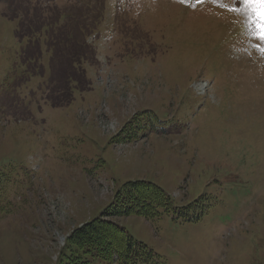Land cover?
<instances>
[{
	"label": "rangeland",
	"instance_id": "374dc122",
	"mask_svg": "<svg viewBox=\"0 0 264 264\" xmlns=\"http://www.w3.org/2000/svg\"><path fill=\"white\" fill-rule=\"evenodd\" d=\"M82 2L99 18L96 60L74 93L78 73L59 74L68 56L54 63L46 36L38 75L9 86L21 52L9 19L77 22L80 0H0V264H62L70 232L134 181L172 199L113 219L151 252L136 264H264V40L243 0Z\"/></svg>",
	"mask_w": 264,
	"mask_h": 264
},
{
	"label": "trees",
	"instance_id": "16d2710c",
	"mask_svg": "<svg viewBox=\"0 0 264 264\" xmlns=\"http://www.w3.org/2000/svg\"><path fill=\"white\" fill-rule=\"evenodd\" d=\"M13 2L16 3L17 0H13ZM74 7L68 10L77 19V22L66 12L58 13L54 19L47 21L43 17H34L29 21L24 16L14 15L12 17L19 18L14 36L21 46L25 44L19 64L22 63L27 73L34 74L37 71L36 67L41 60L39 44L42 37L46 36L45 43L52 46L54 51L52 58L54 63H56L60 51L68 56L65 59V64L69 69L62 61L57 62L59 74L63 71L66 74L67 82H70L72 78L70 72L73 73V76L78 73V79H86L82 63L90 59L93 60L94 56L84 44L86 35L91 33L87 25L91 19L85 15L96 14L92 13L88 9L89 4H84L82 0H80V5ZM26 18H30V16ZM69 19L75 23L74 25L76 23L77 25L71 27L68 23ZM98 20L99 18H96L92 21L96 24ZM77 65L81 67L77 68ZM156 201L168 203L170 199L156 186L146 181L130 182L123 185L117 192L114 203L106 207L99 218L91 220L82 228L73 230L69 237V249L73 248L72 253L67 256V260H63L61 263L88 264L87 257L90 255L110 263L117 259L120 264H134L136 257L142 254L152 257L146 246L134 241L126 230L113 222L111 218L130 214L148 216L153 213L155 215L154 203Z\"/></svg>",
	"mask_w": 264,
	"mask_h": 264
},
{
	"label": "snow or ice",
	"instance_id": "6c2138e0",
	"mask_svg": "<svg viewBox=\"0 0 264 264\" xmlns=\"http://www.w3.org/2000/svg\"><path fill=\"white\" fill-rule=\"evenodd\" d=\"M181 3H187L188 0H180ZM197 3H202L203 0H196ZM213 3H219V0H212ZM245 9L249 11V20L256 25L254 34L258 39L264 40V0H243ZM227 7L225 5H220ZM236 11L237 9H232ZM264 54V48L259 49Z\"/></svg>",
	"mask_w": 264,
	"mask_h": 264
}]
</instances>
